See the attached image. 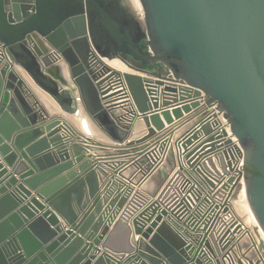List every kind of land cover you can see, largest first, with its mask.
I'll return each mask as SVG.
<instances>
[{
  "label": "water",
  "instance_id": "water-1",
  "mask_svg": "<svg viewBox=\"0 0 264 264\" xmlns=\"http://www.w3.org/2000/svg\"><path fill=\"white\" fill-rule=\"evenodd\" d=\"M139 2L141 18L127 0H0V264H188L165 188L103 202L93 157L108 144L62 116L82 110L123 141L90 76V43L130 69L122 75L147 136L199 99L217 106L243 149L246 200L264 232V0Z\"/></svg>",
  "mask_w": 264,
  "mask_h": 264
},
{
  "label": "built area",
  "instance_id": "built-area-1",
  "mask_svg": "<svg viewBox=\"0 0 264 264\" xmlns=\"http://www.w3.org/2000/svg\"><path fill=\"white\" fill-rule=\"evenodd\" d=\"M89 47L88 69L100 103L123 136V141L104 142L108 145L93 157L102 201L141 192L144 182L166 165L168 172L158 191L165 188V201L171 209L169 223L182 240L187 263L264 264L263 242L234 208L237 193L244 190L243 149L217 106L199 99V106L190 113L147 136L146 127L134 129L138 116L123 71L105 63L109 58L101 56L91 43ZM50 52L57 57L54 49ZM205 123L210 128L208 135L197 132L193 137ZM136 139L139 141L127 144Z\"/></svg>",
  "mask_w": 264,
  "mask_h": 264
},
{
  "label": "bare ground",
  "instance_id": "bare-ground-1",
  "mask_svg": "<svg viewBox=\"0 0 264 264\" xmlns=\"http://www.w3.org/2000/svg\"><path fill=\"white\" fill-rule=\"evenodd\" d=\"M128 1V4L131 8V10L136 14L138 15L140 18L142 17V14H143V10H142V7H141V4L139 2V0H127ZM104 62L109 64L110 66L116 68L117 70L119 71H130V69H128L125 64L119 59V58H112V59H104ZM62 64L65 66L66 68V65L64 64V62L62 61H58L57 62V65H56V74L58 76H60L61 78H63L65 80L64 77L67 76V73L65 74L63 71H62ZM66 72H67V69H66ZM43 101V100H42ZM42 104V103H41ZM49 104V103H48ZM52 106V105H51ZM48 107V106H47ZM54 107V106H53ZM81 112V110L77 113V114H66L65 116V119H66V122L68 124V126L70 127L71 131L74 132V133H77V134H84V135H88L89 138H91L92 140L94 141H99V142H103L105 141V138H103L101 136V132L99 133L95 128L94 126L89 123L86 118H84V123L85 125L82 123V117L81 118H78L79 119V122L77 120L74 121V117L75 116H71V115H77ZM83 112V111H82ZM65 115V114H64ZM73 117V118H72ZM76 118V117H75ZM78 123H77V122ZM80 124L83 128V131L80 132L79 129H80ZM139 127H142V125L139 123V122H136L135 123V126H134V129L138 130ZM71 132V133H72ZM73 135V136H72ZM70 137H73L74 139L75 136L74 134H70ZM108 142V141H107ZM166 167V165H163V167ZM162 168H158L145 182L144 184L140 187V191L144 194L146 193H149L150 191H147L145 189V185L147 184V182H149L159 171H161ZM150 184V183H149ZM152 185V184H151ZM150 185V186H151ZM234 208H235V211L237 213V215L242 219L243 223L245 224V226L248 227L249 231H255L253 234L254 236L256 235L255 238H257L259 241H262L263 244H264V232L262 231V229L258 226V223L249 207V204L246 200V196H245V192L244 190L240 191L237 193L236 197H235V200H234Z\"/></svg>",
  "mask_w": 264,
  "mask_h": 264
},
{
  "label": "crops",
  "instance_id": "crops-1",
  "mask_svg": "<svg viewBox=\"0 0 264 264\" xmlns=\"http://www.w3.org/2000/svg\"><path fill=\"white\" fill-rule=\"evenodd\" d=\"M62 71L66 74L67 72H66V68H65V66L62 64ZM33 94H34V98H37L39 101H40V104L42 105V107L43 108H45L46 109V111L48 112V113H50L51 115L53 114V115H57V114H60L61 113V111H60V108H59V106L56 104V102H54V100H52L51 98H50V96H48L45 92H42V91H36V90H34L33 91ZM43 100V101H42ZM49 103V104H48ZM52 105V106H51ZM48 106V107H47ZM54 106V107H53ZM62 116H63V118H64V120L66 121V119H65V116H66V114L65 115H63V113H62ZM71 116H75L74 117V121L75 120H77L78 122H79V119L78 118H86V120L89 122V123H91L93 126H94V128L101 134V136L103 137V138H105V141H103V142H107L108 141V136L106 135V134H104L101 130H100V128L96 125V123L94 122V121H92V120H90L86 115H85V113L84 112H82V110H81V112L78 114V116L77 115H71ZM73 118V117H72ZM76 121V122H77ZM77 122V123H78ZM79 131L80 132H82L83 131V128H82V126H81V124H80V129H79ZM3 164H4V166L5 167H7V169H8V171L10 172L11 170H12V168L13 167H10V166H7L6 164H5V162L4 161H1ZM162 168V170L161 171H159L149 182H147V184L145 185V189L147 190V191H150L149 193H146L147 194V196H151L153 193H156L157 191H158V189H159V186H161V184H162V182H163V180H164V178L166 177V175H167V172H168V167H161ZM16 177H17V175H16ZM150 183V184H149ZM152 184V185H151ZM151 185V186H150ZM133 239H137V238H139V235H134L133 237H132Z\"/></svg>",
  "mask_w": 264,
  "mask_h": 264
}]
</instances>
